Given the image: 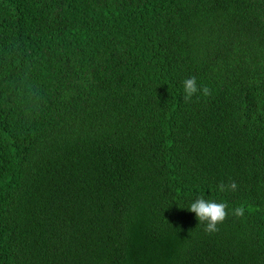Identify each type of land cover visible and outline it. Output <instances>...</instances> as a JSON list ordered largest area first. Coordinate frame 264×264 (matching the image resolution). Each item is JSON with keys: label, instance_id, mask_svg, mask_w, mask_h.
Segmentation results:
<instances>
[{"label": "trees", "instance_id": "obj_1", "mask_svg": "<svg viewBox=\"0 0 264 264\" xmlns=\"http://www.w3.org/2000/svg\"><path fill=\"white\" fill-rule=\"evenodd\" d=\"M0 264H264V0H0Z\"/></svg>", "mask_w": 264, "mask_h": 264}, {"label": "clouds", "instance_id": "obj_2", "mask_svg": "<svg viewBox=\"0 0 264 264\" xmlns=\"http://www.w3.org/2000/svg\"><path fill=\"white\" fill-rule=\"evenodd\" d=\"M184 84V100L191 101L192 97L198 92H202L204 96H210L211 90L204 86L197 85L196 77L186 78ZM221 192L225 190H235L237 185L234 181L229 184L221 182L218 185ZM228 205L226 203H216L214 201L206 200L203 196L197 198L190 204L189 211L196 213L199 224H205V232L215 233L219 231L218 225L222 224L229 215L227 211ZM245 209L243 206L237 207L232 210V215L235 217H243Z\"/></svg>", "mask_w": 264, "mask_h": 264}]
</instances>
